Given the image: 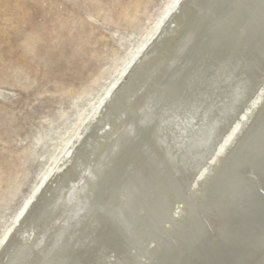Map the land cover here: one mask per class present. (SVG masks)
Listing matches in <instances>:
<instances>
[{
  "label": "bare ground",
  "instance_id": "obj_1",
  "mask_svg": "<svg viewBox=\"0 0 264 264\" xmlns=\"http://www.w3.org/2000/svg\"><path fill=\"white\" fill-rule=\"evenodd\" d=\"M250 13L258 20L247 17ZM152 24L93 105V124L61 163L58 156L42 170L3 230L0 246L12 231L16 234L1 249L0 264H71L69 258L91 238L86 232L96 229V238L106 239L103 262L109 264L108 255L114 257L119 245L108 239L105 224L112 221V206L119 200L131 207L123 235L129 252L121 254L119 264H264V74L234 115L246 94L249 67L264 52L257 43L264 37V0H168ZM238 27L242 33L236 37ZM260 100V114L253 120L247 113ZM151 108L160 116H146ZM167 109L181 111L187 131L182 130L187 136L182 134L180 154L187 147L186 152L192 151L194 139L184 145L197 134L192 160L207 139L222 131L205 162L222 149L224 156L195 188L169 177L174 175L172 161L153 150L166 126L181 123L166 121ZM150 131L153 136L147 139ZM149 153L158 161L148 155L139 169ZM207 167L206 162L197 175ZM167 189L172 205L163 201ZM38 197L41 208L20 232L15 224ZM91 205L96 213L84 209ZM170 206L177 215L172 220ZM84 256L77 255L72 264Z\"/></svg>",
  "mask_w": 264,
  "mask_h": 264
},
{
  "label": "rangeland",
  "instance_id": "obj_2",
  "mask_svg": "<svg viewBox=\"0 0 264 264\" xmlns=\"http://www.w3.org/2000/svg\"><path fill=\"white\" fill-rule=\"evenodd\" d=\"M167 2L0 0V238Z\"/></svg>",
  "mask_w": 264,
  "mask_h": 264
},
{
  "label": "water",
  "instance_id": "obj_3",
  "mask_svg": "<svg viewBox=\"0 0 264 264\" xmlns=\"http://www.w3.org/2000/svg\"><path fill=\"white\" fill-rule=\"evenodd\" d=\"M174 15H176V13L171 14L166 19V22L164 23L163 26L167 25L168 21H170L173 18ZM255 15H253V13H250V16L247 15V17H252L253 20L254 19L258 20ZM222 18H226V15L223 16ZM240 29L241 28L238 27L235 30L236 37H237V35L239 36L240 32L242 33V29L241 30ZM263 35H264V31H263ZM261 36H262V34H261ZM155 38H154V40H155ZM257 43H258L259 46L264 48V37H261L260 40H257ZM259 51L261 52V50H259ZM260 54L262 55L261 56L262 59L257 61V62H252L250 67H249L248 73L250 74V79H249L248 84H247V88H246V92H245L246 94H244L241 97L240 102L237 103L238 105L235 108L234 115L237 113V111L239 113L240 110L243 109V106L245 105L246 100L253 94V92L256 89L257 80L259 79V81H260V79L262 78L261 74H264V52H262ZM139 58H140V56H139ZM253 83H254V85H253ZM108 100H109V97H107L106 102ZM104 104L102 105V107L104 106ZM260 105H261V100L257 103L256 107H253L252 111H249L247 113V116H249L251 119L254 118L253 120H256V117H257L256 114H260V113H257V110L260 107ZM150 110H152V108L147 111L148 113L146 112L147 114L145 113L146 116H148V117H150V116L151 117H157V116L159 117L160 116V111H154V110L150 111ZM165 111H166V117H165L166 121H168L169 118H171V119H174V120L176 119L178 121V123L181 122V117L178 116L179 113L181 114V111H177L176 112L173 109L171 111H169L168 109L165 110ZM165 111H164V113H165ZM234 115H233V117H234ZM183 122L184 121H182L180 123V125L178 124L176 126H173L172 124L169 127L166 126L165 130L161 131L163 133L161 135L158 134V136H157L158 141L156 140V143L154 145L153 150L159 151L160 154L164 157V159L168 163L170 161L173 162V164L171 162V167L174 169V173H173L174 175H170L169 177H173L174 180H179V181L184 179L186 183L189 182V185L191 184L190 186H192V188H195L196 186L202 184V182L205 180V178H207L209 176V174L212 171V168L215 166V164L218 163V161L221 160L223 158V156H224L223 152L225 150L222 149L220 151V153L218 155L214 156V158L212 160L206 161L207 162V166H208L207 170H204L203 172H200L199 175H197V173L200 171V168L202 167V165L204 163H206L205 162L206 158L211 156V154L213 152V149H214V146H215L217 140L219 139V135H220V133L222 131H220L217 135H214L211 139H209V140L207 139L206 140L207 142L204 143V146L202 145L203 148H201L199 153H198L199 156L198 155H194V160H192V157H193L192 151L198 147V146H196V144H197V140H196L197 134L193 135L190 140H187V141L185 140L186 143H185L184 146H186L187 143L190 144L191 140L194 139V144H191L192 145L191 146L192 147V151H187L186 152V150L188 148L187 147V148L182 149V153L181 154L179 153V151L182 148L181 147L182 134H184L183 137L187 136V134L185 135V133L187 131H186V128L184 127V125H183ZM151 128L152 127H150V129ZM183 128H185V130H184V131H186L185 133H182ZM246 128L247 127H245L244 130H246ZM220 130H222V129H220ZM147 134H148V138L147 139L152 138V136H153V132L152 131H150V133H147ZM241 134L239 135V137L241 136ZM188 138L189 137H187L186 139H188ZM137 149L138 148H136V150ZM148 155H150L149 158H150V160H152V162H153V160L156 161V162L158 161L156 159V157L152 155V153L145 154V157L142 156L144 161H142L139 164V169H141L143 164H145V158H147ZM175 161H176L177 165L175 164ZM157 166L159 167L158 164L156 165V167ZM139 169H136V170H139ZM149 170H147V173H148ZM134 174L138 178L139 174H137L135 171H134ZM164 189H166V187L163 188V190ZM162 196H164L163 201H165V203H168L169 205H172L171 202L173 201V198H171L170 201L166 200V198L169 199L172 196V194L168 191V189H167V191H165V195H162ZM42 202H43V199L39 200V197H38L33 203L30 204L28 209H26L24 215H22L20 217L19 221L15 224V227L17 229L21 230L20 232H22V230L24 229V226H25V224L28 221L27 219H29L28 218L29 215L31 213L33 215L36 211H38V209L41 208ZM162 203L164 204V202H162ZM112 208H114L113 209L114 210V214H113L112 221L111 222H107L106 221L105 227L108 228L107 232H108V235H110L108 237V239L111 240L112 243H114V244L118 243L119 246H118V249L116 250L117 252H115L117 255L115 254L114 257H112V256L110 257V255H108V262L107 263H109V264H119L121 262V260H122V257H123V255H121V254L124 253V252H129L127 250V248L125 247V245H124L123 240H124L125 237L123 235H125L126 221H127L128 217H129L131 207L128 208V206L125 203H123V202H121L119 200V202H117L116 205L114 204L112 206ZM84 209L86 211H91L89 213H92L93 211H94L93 213H96L95 212L96 209L93 208V205L87 206ZM170 209H171V206H170ZM169 214H170L169 216H170L171 220L173 218L177 217V215H175V213H173L172 209L170 210ZM98 215H100V213H98ZM98 215H97V219L100 218V216H98ZM89 224L94 225L92 223H89ZM102 225H103V223H102ZM87 230H88V228H87ZM84 232H86V231H84ZM90 232H91V234H90ZM95 232H97V229L95 231L88 230L86 232L88 234V236H91V238L87 239L88 238L87 237L84 240L85 241V243H83V244H85L84 245L85 246L84 250H83V248H81V249H79V251H82V252H78V249H77V251L75 253L76 257L75 258L70 257L69 260H68L69 263L72 264L73 262L77 261V259H78L77 255H85L84 258L81 261H78L79 263H77V264H105V262H103L104 261L103 259H105V257H103V252H104L103 251V248H104L103 245H104V242H105L106 239L105 240H102V239L99 240L98 238H96ZM115 233H117V235ZM118 233H120L122 235L121 238H120V236H118L119 235ZM15 234H16L15 231H12V233H10L7 236L5 241L0 246V251L6 244L8 245V243L12 240V238L15 236ZM94 237L97 240L96 241L97 244H96L95 247L91 248L92 246H90V244H91V241L93 240ZM67 238H69V237H67ZM75 239H73V240H75ZM86 240L88 241L87 242L88 244L86 243ZM105 244H106V242H105ZM119 247H120V249H119ZM101 257H102V259H101ZM64 264H68L67 261H65Z\"/></svg>",
  "mask_w": 264,
  "mask_h": 264
}]
</instances>
